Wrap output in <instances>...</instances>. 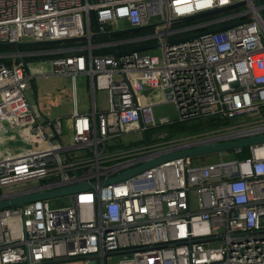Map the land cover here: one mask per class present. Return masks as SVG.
<instances>
[{"label":"built area","instance_id":"2783aa9c","mask_svg":"<svg viewBox=\"0 0 264 264\" xmlns=\"http://www.w3.org/2000/svg\"><path fill=\"white\" fill-rule=\"evenodd\" d=\"M261 11L257 0H0V43L85 37L56 58L27 62L41 55L26 51L13 66L0 62V197L97 184L65 205L0 210V264H264V144L248 158H239L244 149L214 163L178 158L100 185L177 148L264 133ZM156 44L162 56L143 49ZM43 63L46 78L90 77L109 110H76L66 138L63 119L45 118L26 94ZM165 104L180 122L230 123L171 137L159 129L169 117L155 112Z\"/></svg>","mask_w":264,"mask_h":264},{"label":"water","instance_id":"95a60500","mask_svg":"<svg viewBox=\"0 0 264 264\" xmlns=\"http://www.w3.org/2000/svg\"><path fill=\"white\" fill-rule=\"evenodd\" d=\"M258 4H262V0H257ZM246 5V1H241L234 3L232 5L223 7V8H218L215 10L199 13L196 15H192L189 17H183L176 22H186V21H191L199 18H204L216 14L223 13L228 10H233L237 8H241ZM261 16H264L263 11H261ZM229 28V27H228ZM227 29V28H225ZM133 30H138V29H133ZM219 30H224V29H218L214 30L213 32H217ZM201 35H195L193 37H189L186 39H182L180 41H185V40H192L195 38H199ZM85 40V37L81 38H66V39H61V40H46V41H22L19 43H16V52L14 53H6V54H0V57H11V56H20L26 51H24L25 47H40V46H51V45H59V44H64V43H69V42H76V41H81ZM178 41V42H180ZM159 45H151L148 47H144L143 49H155L158 48ZM264 144V133L262 134H257L253 136H249L246 138L238 139V140H233V141H222V142H210L207 144L203 145H198L194 147H182V148H177L169 153L160 156L158 158H155L153 160L148 161L147 163L133 168L129 171H126L114 178L107 179L105 181H101L100 185H108L111 183H116L120 182L124 179L130 178L144 170L150 169L154 166H158L162 163L169 162L178 158H186V157H192V158H197L200 156L204 155H209V154H214V153H219L223 151H231V150H236V149H245L249 148L251 146L255 145H260ZM97 186V184H90L87 182H77L72 185H68L62 188L54 189V190H41L40 188L33 189L32 192H19L15 194H10V195H4L0 197V210L10 208V207H19V206H24L26 204L36 202V201H42V200H52L55 198L63 197V196H68L72 195L75 193H78L83 190L91 189L92 187Z\"/></svg>","mask_w":264,"mask_h":264},{"label":"rangeland","instance_id":"374dc122","mask_svg":"<svg viewBox=\"0 0 264 264\" xmlns=\"http://www.w3.org/2000/svg\"><path fill=\"white\" fill-rule=\"evenodd\" d=\"M207 19L206 17L204 18H199L195 19L194 21H202ZM193 21V22H194ZM190 21L186 22H179L177 26H183L186 24H189ZM70 48V47H67ZM67 48H46V49H41L38 50L40 52V55L43 56H51V55H60L59 53H62V50H65ZM153 55L157 56H162V49H155L152 51ZM36 65H33V67ZM43 66L47 70L50 69V64L48 63H43L38 65V67ZM34 86L35 90L37 91V95L39 98V103L42 109V112L45 116H48L50 118L56 119V118H64V135L69 136L70 135V130L67 128V121L69 118L70 113L74 109V100H73V81L69 76L66 75H61V76H54V77H36L34 81ZM77 89H78V104H79V110L81 112H85L89 110V99L88 95L89 89H88V83L87 79L83 75H78L77 77ZM26 94L29 97L31 103L34 104L33 101L36 102L37 97L34 94L33 89L29 90L28 88L26 89ZM106 96L103 91L98 90L97 91V103L98 107L101 109L103 107H106ZM155 112L157 115V118L159 119L162 116H167L169 117L171 123L166 126V127H160L159 129H167L169 131V126L174 123H183L178 120L176 109L173 105L171 104H165V105H160L155 108ZM170 133V131H169ZM171 134V133H170ZM68 138V137H66ZM138 136L136 134H131L126 136L125 140L127 141H132L137 139ZM9 144L7 145L8 147L12 148V142H8ZM236 154L232 155L231 159H236ZM219 158V153H214V154H209V155H204L197 157L196 163L197 164H206V163H214L217 162ZM52 204H55L57 206L65 205L67 204V197H59L50 200ZM71 264H82V260H75L72 261Z\"/></svg>","mask_w":264,"mask_h":264},{"label":"trees","instance_id":"16d2710c","mask_svg":"<svg viewBox=\"0 0 264 264\" xmlns=\"http://www.w3.org/2000/svg\"><path fill=\"white\" fill-rule=\"evenodd\" d=\"M264 3V0H262ZM93 27L96 28V22L95 19L93 20ZM221 28V26H214V27H209L205 29L204 31H214L216 29ZM84 41L81 42H69V43H64V44H59V45H51V46H40V47H25L24 51H38L41 49H46L49 47L52 48H67V47H74L78 45H83ZM16 52V46L14 44H8V43H0V54H6V53H14ZM97 53H99L97 51ZM59 57L58 55H51V56H32L26 58L27 62H36V61H42V60H48L52 58ZM19 57H0V62L5 63L8 66H13L15 62H20ZM230 123L229 121H224L220 119H198V120H193V121H188V122H183V123H174L171 124L168 128L171 133V137L177 136L179 134H187V133H195L199 132L202 130L210 129L216 126H220L223 124H228ZM250 156V152L248 148H245L242 153L239 155L240 159L248 158Z\"/></svg>","mask_w":264,"mask_h":264},{"label":"crops","instance_id":"0c3cea01","mask_svg":"<svg viewBox=\"0 0 264 264\" xmlns=\"http://www.w3.org/2000/svg\"><path fill=\"white\" fill-rule=\"evenodd\" d=\"M37 66V65H36ZM43 70H46V68H44L43 66H41V67H36L35 68V71H34V80H33V83L32 84H30L29 86H28V89L29 90H31V89H33V91H34V94L36 95V97H37V100H36V102L35 101H33L34 102V104L36 105V106H38V108H39V110L41 111V113L43 114V112H42V109H41V106H40V103H39V98H38V93H37V91L35 90V86H34V81H35V79H36V77H38V76H40V77H44V76H42V75H40L41 73H42V71ZM80 75H83V76H85L86 77V79H87V83H88V89H89V95H88V99H89V110L88 111H85V112H81L80 110H79V104H78V89H77V77L74 79L73 77H71V76H69L71 79H72V81H73V100H74V109H73V111L70 113V115H69V118H68V121H67V128H69V129H71L72 128V117H73V114L75 113V111L77 110L79 113H81V114H86V115H89V116H92L93 115V113H94V108H96V110H98V111H107V110H109V108H110V104H109V100H108V95H107V93H105V96H106V107H103V108H99L98 107V103H97V91H98V89H96V88H94L93 86H92V80H91V78L90 77H88L87 75H84V74H80ZM157 92H147L146 93V95L150 98V99H152L153 97H155V96H157ZM44 115V114H43ZM45 116V115H44ZM45 118H48V119H53V118H50V117H48V116H45ZM56 119H58V118H56ZM61 119H64V118H62L61 117ZM11 137H12V144H13V142H18V140H17V137L15 136V135H10ZM4 142V141H3ZM3 145V144H2Z\"/></svg>","mask_w":264,"mask_h":264},{"label":"flooded vegetation","instance_id":"af4514ba","mask_svg":"<svg viewBox=\"0 0 264 264\" xmlns=\"http://www.w3.org/2000/svg\"><path fill=\"white\" fill-rule=\"evenodd\" d=\"M132 31L130 32V33H132V34H139V33H141L140 31H135V30H133V29H131Z\"/></svg>","mask_w":264,"mask_h":264}]
</instances>
